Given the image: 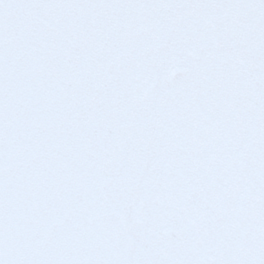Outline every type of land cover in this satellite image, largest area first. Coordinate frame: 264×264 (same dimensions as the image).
Returning a JSON list of instances; mask_svg holds the SVG:
<instances>
[{
	"label": "snow or ice",
	"instance_id": "snow-or-ice-1",
	"mask_svg": "<svg viewBox=\"0 0 264 264\" xmlns=\"http://www.w3.org/2000/svg\"><path fill=\"white\" fill-rule=\"evenodd\" d=\"M0 264H264V0H0Z\"/></svg>",
	"mask_w": 264,
	"mask_h": 264
}]
</instances>
